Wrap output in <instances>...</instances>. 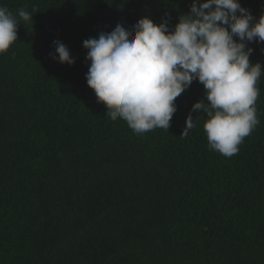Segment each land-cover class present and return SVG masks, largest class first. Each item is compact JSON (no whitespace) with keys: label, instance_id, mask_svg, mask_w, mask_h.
Returning a JSON list of instances; mask_svg holds the SVG:
<instances>
[{"label":"trees","instance_id":"16d2710c","mask_svg":"<svg viewBox=\"0 0 264 264\" xmlns=\"http://www.w3.org/2000/svg\"><path fill=\"white\" fill-rule=\"evenodd\" d=\"M191 3L0 0L33 15L0 54V264H264V74L259 123L231 157L209 148L208 117L191 111L207 103L196 80L170 127L143 134L87 86L84 40L144 16L171 31ZM239 3L264 14V0ZM57 40L73 65L49 55ZM247 47L264 70V42Z\"/></svg>","mask_w":264,"mask_h":264},{"label":"clouds","instance_id":"9594fccd","mask_svg":"<svg viewBox=\"0 0 264 264\" xmlns=\"http://www.w3.org/2000/svg\"><path fill=\"white\" fill-rule=\"evenodd\" d=\"M189 8L171 31L166 19L157 24L144 16L131 31L117 24L84 40L87 86L110 119L120 118L143 134L170 127L176 98L196 80L207 103L198 101L191 111L208 117L203 129L209 148L231 157L259 123L256 102L264 70L259 62L250 63L253 49L247 44L264 42V14L254 18L239 0H192ZM32 17L23 8L14 15L0 6V54L17 41L20 21L32 22ZM53 45L49 55L54 60L74 64L61 41ZM195 127L190 112L180 136L186 138Z\"/></svg>","mask_w":264,"mask_h":264}]
</instances>
